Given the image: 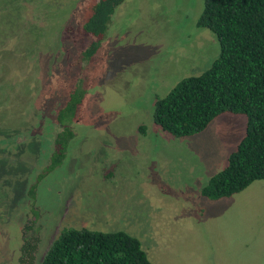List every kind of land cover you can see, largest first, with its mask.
Wrapping results in <instances>:
<instances>
[{"label": "rangeland", "instance_id": "1", "mask_svg": "<svg viewBox=\"0 0 264 264\" xmlns=\"http://www.w3.org/2000/svg\"><path fill=\"white\" fill-rule=\"evenodd\" d=\"M91 1L0 0L3 245L33 207L41 259L74 228L125 231L152 264H264V182L218 201L201 195L243 139L246 116L223 114L188 138L153 120L157 99L220 54L217 37L197 27L205 0H125L94 65L81 60L88 38L61 39ZM79 80L88 96L75 138L48 173L57 114Z\"/></svg>", "mask_w": 264, "mask_h": 264}, {"label": "trees", "instance_id": "2", "mask_svg": "<svg viewBox=\"0 0 264 264\" xmlns=\"http://www.w3.org/2000/svg\"><path fill=\"white\" fill-rule=\"evenodd\" d=\"M125 0H100L84 30L96 38L107 34L116 10ZM197 27L218 39L220 54L200 75L180 80L157 99L154 123L175 138L200 134L223 114L246 116L243 139L226 167L211 177L201 195L211 201L230 198L255 181L264 182V0H205ZM100 38L86 51L89 58ZM86 91L78 86L70 94L58 121L56 150L47 169L53 171L66 158L75 134L72 128ZM42 264H152L142 242L125 231L103 232L64 229Z\"/></svg>", "mask_w": 264, "mask_h": 264}, {"label": "flooded vegetation", "instance_id": "3", "mask_svg": "<svg viewBox=\"0 0 264 264\" xmlns=\"http://www.w3.org/2000/svg\"><path fill=\"white\" fill-rule=\"evenodd\" d=\"M99 1L100 0H92L89 4H86L85 10L89 12L88 18L85 17L83 21L82 20L78 21L75 24H73L72 21L70 23H67L63 27V31H62L63 35L61 38L62 42H69V43L70 42L74 43L75 39L78 40L79 38H82V36L88 38V43L85 44V47L82 50L81 60L84 62L87 61L88 63H91L92 65H94V63L96 61H98L100 59L101 55L104 53V49L106 48V44L108 41L107 36H108L109 31H110L112 24H113V21H112L111 26H110L107 34L105 36H103V37L101 36L99 38L94 37L93 35L87 33L84 30V26H85L86 22L88 21L89 17L91 16L95 5L97 3H99ZM116 12H117V10H116ZM85 15H86V13H85ZM114 18H115V16H114ZM114 18H113V20H114ZM100 38H102V39L100 40L101 41L100 45H99L100 47L98 48L97 52L95 54H93L92 56H90L89 58H87L85 56L86 51L92 46L94 41H98ZM100 49H102L101 52L99 53L98 56H96ZM67 70L69 71V67H67ZM53 73H55V72H53ZM78 86H81L86 91V96L84 98V101H85L86 97L88 96V90L85 88L82 80L78 81V83L75 85L74 89H76ZM73 90L70 92V94L73 92ZM70 94H69V97H70ZM69 97H68V100H69ZM68 100H67V103H68ZM84 101H83V103H84ZM67 103L65 104V106L67 105ZM65 106L63 108H65ZM63 108H61L58 111L57 118H56L57 124L59 125L58 127L60 129L58 134L63 130L62 125L58 121V115L60 114V111ZM78 111H79V109H78ZM75 119L73 121V124L75 123ZM56 138H57V136H56ZM56 138L54 140V147H53V150L51 153V157L49 158V165L51 163V158L53 156V153L57 149L56 148ZM74 138H75V136H74ZM71 142L69 143L68 149L70 147ZM68 149H67V152H68ZM67 152H66V154H67ZM48 167H47V169H48ZM32 188L34 189V187H31L28 194L33 199L34 196H33V194H31ZM32 210L34 211L33 207H32ZM33 211L29 212V213L32 214ZM31 214L26 215L24 217V219H22L21 225H19L17 228L11 229L7 233H4L8 238L6 240L5 245H3V236H4L3 230L1 231V233H0V235H1L0 236V264H42L43 263L45 257H43V259H41V249H42V245L45 243V239H44V236H42V234L43 235H45V234L42 233L43 229L40 227V225L37 222V213L35 214L34 217H31Z\"/></svg>", "mask_w": 264, "mask_h": 264}]
</instances>
